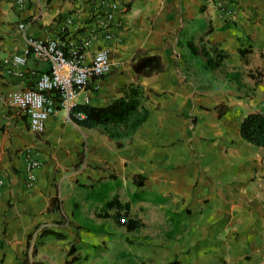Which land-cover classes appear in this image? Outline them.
Instances as JSON below:
<instances>
[{
    "label": "crops",
    "instance_id": "obj_1",
    "mask_svg": "<svg viewBox=\"0 0 264 264\" xmlns=\"http://www.w3.org/2000/svg\"><path fill=\"white\" fill-rule=\"evenodd\" d=\"M100 1L24 0L18 10L0 0V264H130L119 249L139 264H264V149L238 134L243 117L264 108V0H116L112 40L98 31L106 13ZM203 18L211 28L205 49L225 55L223 70L240 75L245 94L217 80L231 95L196 94L190 72L200 61L186 42ZM62 28L71 43L92 37L86 60L104 48L111 62L76 104L103 107L128 87L140 90L148 117L131 136L109 139L77 127L63 110L35 135L5 104L6 93L31 89L47 65L29 56L15 68L19 76L3 60L22 54L25 37L51 39ZM239 50L248 52L240 58ZM147 57L158 58L161 69L136 76L131 64ZM253 71L257 83L247 76ZM218 106L226 109L219 117ZM26 154L40 163L30 185ZM136 176L140 188L132 184ZM92 191L103 199H89ZM147 191L162 199L150 223L138 216V203L145 204L138 192ZM115 196L144 227L127 232L96 218Z\"/></svg>",
    "mask_w": 264,
    "mask_h": 264
},
{
    "label": "built area",
    "instance_id": "obj_2",
    "mask_svg": "<svg viewBox=\"0 0 264 264\" xmlns=\"http://www.w3.org/2000/svg\"><path fill=\"white\" fill-rule=\"evenodd\" d=\"M89 7L95 0H86ZM116 0H101L99 5L106 8L104 20L99 23L98 31H103L104 40H112L113 20L117 13ZM13 5L21 10L24 0H12ZM98 2L93 7L97 8ZM221 9L220 3L217 4ZM70 20H66V25ZM23 25L17 28L23 31ZM65 28H62L57 37L51 39L24 38V50L21 55H13L3 60L8 67L7 72L19 75L15 68L22 67L29 56L42 61L47 69L36 76L31 89L16 90L6 93L5 104L20 111L27 119L30 133H43L47 119L57 110L66 112L69 120V110L76 105L75 97L82 92L92 81L101 79L110 73L111 62L108 51L97 49L89 60H86L83 50L92 37L82 43H71L65 40ZM264 116V108L259 111ZM80 117L79 114H76ZM39 161L26 154L23 172L26 183L30 185L34 180V173L39 167Z\"/></svg>",
    "mask_w": 264,
    "mask_h": 264
},
{
    "label": "trees",
    "instance_id": "obj_3",
    "mask_svg": "<svg viewBox=\"0 0 264 264\" xmlns=\"http://www.w3.org/2000/svg\"><path fill=\"white\" fill-rule=\"evenodd\" d=\"M210 31L211 28L207 19L203 18L198 21L187 39V50L202 63L203 69L215 80L232 83L238 92L244 91L245 94L246 88L239 81L240 75L236 72H225L223 70L222 60L225 55L214 48L205 49L203 39ZM247 52L246 50H239L238 54L240 58H243ZM131 68L133 73L138 76L143 74V71L147 68L159 71L161 65L158 58L147 57L136 59L131 64ZM247 76L257 83L260 74L257 71H253L248 73ZM141 98L142 95L138 87L131 86L126 89L120 98L112 100L103 107L76 104L69 110L68 117L77 127L83 129L100 128L103 133L107 134L109 139L129 137L148 117V112ZM225 111L226 109L223 106L216 107L218 117L224 114ZM76 114H79L80 117H77ZM238 134L247 144L255 148L264 149V116L259 112L245 115L239 123ZM132 184L140 188L143 185V179L140 176H136L132 179ZM138 194L140 193L138 192ZM136 195L135 193L132 195L133 200L136 199ZM88 198H95L98 201L103 199L102 195L99 196L95 191L88 194ZM110 210L113 211L111 215L107 214ZM96 218H109L116 226L124 228L127 232H133L144 227L140 219L129 216V204H120L116 196L103 202L98 213H96ZM45 233V230H43L42 235ZM56 236L58 237V235ZM117 255L130 264H139L128 252L119 249Z\"/></svg>",
    "mask_w": 264,
    "mask_h": 264
},
{
    "label": "rangeland",
    "instance_id": "obj_4",
    "mask_svg": "<svg viewBox=\"0 0 264 264\" xmlns=\"http://www.w3.org/2000/svg\"><path fill=\"white\" fill-rule=\"evenodd\" d=\"M191 81L192 83L196 86L195 91L199 90V93H196L198 96L202 98H207L210 100H213V96L218 94L219 90H224L226 94L231 95L232 93V88L227 87L225 85H221L216 82V80L212 77L209 76L208 73H205L202 66L200 65V62H195L194 64L191 65ZM194 94V93H193ZM198 102H201L202 100H197ZM205 109V108H202ZM194 122V121H193ZM192 122V123H193ZM95 133L101 134L103 133L100 128H95L93 129ZM130 200H133L130 198ZM162 201V199L156 194H154L151 191L147 192H142L138 194V202H145L143 203H138V216L142 217V220L147 221L148 223L154 222V210L156 209L155 203ZM165 211V210H164ZM160 212H163L160 210ZM166 214V213H165ZM146 218V219H145ZM142 222V221H141ZM143 223V222H142ZM174 227V224H172ZM137 239H142L141 236H137Z\"/></svg>",
    "mask_w": 264,
    "mask_h": 264
}]
</instances>
